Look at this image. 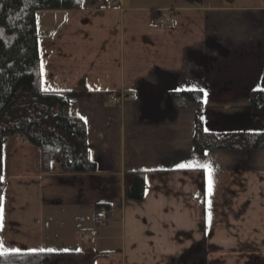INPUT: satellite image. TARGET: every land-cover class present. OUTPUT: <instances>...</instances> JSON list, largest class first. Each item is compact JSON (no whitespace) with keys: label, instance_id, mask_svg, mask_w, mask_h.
Masks as SVG:
<instances>
[{"label":"crops","instance_id":"obj_1","mask_svg":"<svg viewBox=\"0 0 264 264\" xmlns=\"http://www.w3.org/2000/svg\"><path fill=\"white\" fill-rule=\"evenodd\" d=\"M35 23L41 87L85 92L69 112L85 123L97 168L64 172L56 156L43 172L40 149L10 137L0 253L82 251L85 264H264V149L196 154L195 108L176 109L170 96L207 93L204 122L215 133L264 130V115L248 113L264 76V0H83L78 9L37 11ZM120 91L136 99L111 103ZM189 162L208 167H178ZM127 171L144 172L139 201L124 200ZM97 202L121 208L104 223Z\"/></svg>","mask_w":264,"mask_h":264},{"label":"trees","instance_id":"obj_2","mask_svg":"<svg viewBox=\"0 0 264 264\" xmlns=\"http://www.w3.org/2000/svg\"><path fill=\"white\" fill-rule=\"evenodd\" d=\"M83 0H0V205L2 181V147L12 136H23L40 149L41 169L48 172L53 159L60 156L61 169L70 173L96 171L89 156L85 123L69 112L75 99L85 92L48 91L40 84L35 13L41 10L78 9ZM98 2L100 7L113 0ZM176 109L195 108L192 146L202 155L211 150L264 149V130H233L215 133L205 126L201 90L178 89L170 93ZM248 113L252 119L264 115V76L260 88L249 94ZM144 195V172L124 174V200L139 201ZM120 204L94 205L96 221L104 223L120 210ZM93 254V256L100 255ZM82 251L57 253L49 251L0 253V264H85Z\"/></svg>","mask_w":264,"mask_h":264},{"label":"built area","instance_id":"obj_3","mask_svg":"<svg viewBox=\"0 0 264 264\" xmlns=\"http://www.w3.org/2000/svg\"><path fill=\"white\" fill-rule=\"evenodd\" d=\"M159 16L160 17H164L166 21L168 22H172V16L165 12V13H159ZM134 100L136 99V95L132 92H128V91H120V92H117V93H113L111 95V99H110V102L113 103V104H118L124 100Z\"/></svg>","mask_w":264,"mask_h":264},{"label":"snow or ice","instance_id":"obj_4","mask_svg":"<svg viewBox=\"0 0 264 264\" xmlns=\"http://www.w3.org/2000/svg\"><path fill=\"white\" fill-rule=\"evenodd\" d=\"M205 96H207V93H205ZM179 168L181 169H195V168H207L208 166L205 164H200L198 162H189V163H182L178 165ZM211 189H212V181H211V176L209 178V194H211ZM4 251H9V249H4ZM11 251H19L18 249H11ZM51 251V250H49Z\"/></svg>","mask_w":264,"mask_h":264},{"label":"rangeland","instance_id":"obj_5","mask_svg":"<svg viewBox=\"0 0 264 264\" xmlns=\"http://www.w3.org/2000/svg\"><path fill=\"white\" fill-rule=\"evenodd\" d=\"M98 3V2H97ZM99 4V3H98Z\"/></svg>","mask_w":264,"mask_h":264},{"label":"water","instance_id":"obj_6","mask_svg":"<svg viewBox=\"0 0 264 264\" xmlns=\"http://www.w3.org/2000/svg\"><path fill=\"white\" fill-rule=\"evenodd\" d=\"M61 264V263H60Z\"/></svg>","mask_w":264,"mask_h":264}]
</instances>
